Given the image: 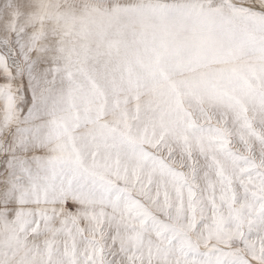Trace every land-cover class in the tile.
<instances>
[{
    "label": "snow or ice",
    "instance_id": "1",
    "mask_svg": "<svg viewBox=\"0 0 264 264\" xmlns=\"http://www.w3.org/2000/svg\"><path fill=\"white\" fill-rule=\"evenodd\" d=\"M0 264H264V0H0Z\"/></svg>",
    "mask_w": 264,
    "mask_h": 264
}]
</instances>
